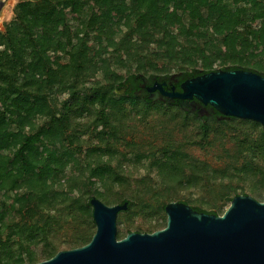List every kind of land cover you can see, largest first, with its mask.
Instances as JSON below:
<instances>
[{
	"label": "trees",
	"instance_id": "obj_1",
	"mask_svg": "<svg viewBox=\"0 0 264 264\" xmlns=\"http://www.w3.org/2000/svg\"><path fill=\"white\" fill-rule=\"evenodd\" d=\"M13 13L0 31V264L89 244L93 198L128 203L118 240L166 228L172 202L220 215L248 189L264 199V126L137 93L264 75V0H19ZM192 147L220 151L212 162Z\"/></svg>",
	"mask_w": 264,
	"mask_h": 264
},
{
	"label": "water",
	"instance_id": "obj_2",
	"mask_svg": "<svg viewBox=\"0 0 264 264\" xmlns=\"http://www.w3.org/2000/svg\"><path fill=\"white\" fill-rule=\"evenodd\" d=\"M0 0V17L7 2ZM159 81L149 87L154 102L178 101L200 118L218 113L224 119L249 120L264 126V75L244 70H217L189 78L180 91ZM97 230L81 248L58 252L38 264H264V202L250 195L233 198L220 216L199 212L181 202L166 206L167 226L154 233L131 232L118 240V215L128 203L108 206L90 201Z\"/></svg>",
	"mask_w": 264,
	"mask_h": 264
},
{
	"label": "rangeland",
	"instance_id": "obj_3",
	"mask_svg": "<svg viewBox=\"0 0 264 264\" xmlns=\"http://www.w3.org/2000/svg\"><path fill=\"white\" fill-rule=\"evenodd\" d=\"M18 1L19 0H10V1L7 2V5L4 8V10L2 12V15L0 17V31H3L5 23L9 22L14 17L13 10H14V7L17 4ZM72 17H74V16H72ZM57 98L63 99L64 97H63V95H61V93H58L57 94ZM192 133H194L193 129H189V131L186 133V135L190 136V135H192ZM96 145H99V142H97ZM219 151H220V147L211 148V149H208V150H202L199 147H192L190 149V152L192 154H194L196 157H199L200 159L201 158L202 159L206 158V159H208V160H210L212 162L216 161V159L214 157H216V154H218ZM140 171H141V174H144L143 170H140ZM140 171H139V173H140ZM243 195H250L254 199H256L255 195L251 192L250 189L247 190V194H243ZM257 201H259V200H257ZM259 202H264V199L262 201H259ZM226 209L227 208L224 207L218 212L220 214V216H222L225 213ZM207 211H208V213L212 212L211 209H208Z\"/></svg>",
	"mask_w": 264,
	"mask_h": 264
},
{
	"label": "flooded vegetation",
	"instance_id": "obj_4",
	"mask_svg": "<svg viewBox=\"0 0 264 264\" xmlns=\"http://www.w3.org/2000/svg\"><path fill=\"white\" fill-rule=\"evenodd\" d=\"M157 81H159L160 83L166 82L167 85H166L165 89H166L167 91H170L171 88H172V86H175L176 84H178V79L175 78V77H169V78H166V79H158V80L154 79V81H153L152 84H150V85H148L147 82L143 83V84L141 85V91H138V92H137L138 95L142 94V92L145 91V92L148 94V97H149V96H150V93L148 92L147 89H148L149 87L153 86V85L155 84V82H157ZM127 87H129V86H127ZM175 87H176V86H175ZM176 90H177V87H176ZM177 91H180V90H177ZM123 93H124V92H123ZM173 103H178V101L173 102Z\"/></svg>",
	"mask_w": 264,
	"mask_h": 264
}]
</instances>
